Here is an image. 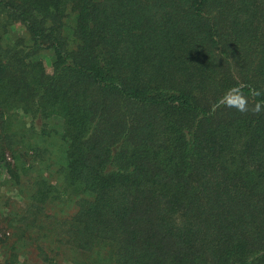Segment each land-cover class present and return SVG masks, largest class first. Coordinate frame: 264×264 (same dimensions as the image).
<instances>
[{
	"label": "trees",
	"instance_id": "1",
	"mask_svg": "<svg viewBox=\"0 0 264 264\" xmlns=\"http://www.w3.org/2000/svg\"><path fill=\"white\" fill-rule=\"evenodd\" d=\"M0 165L9 262L264 264V0H0Z\"/></svg>",
	"mask_w": 264,
	"mask_h": 264
},
{
	"label": "rangeland",
	"instance_id": "2",
	"mask_svg": "<svg viewBox=\"0 0 264 264\" xmlns=\"http://www.w3.org/2000/svg\"><path fill=\"white\" fill-rule=\"evenodd\" d=\"M21 28L20 26L18 29ZM22 29V28H21ZM47 55L45 54V58L48 60ZM20 119H25L26 121L29 119L24 115H20ZM17 124L21 127L20 122L17 121ZM21 124V125H20ZM24 129L27 127L22 125ZM21 127V129H22ZM20 129V130H21ZM22 138L25 142L29 140V133L26 131L25 134H22ZM40 146L45 147L47 151L38 150L39 155L36 157L34 166L29 170V175H35L40 168H44L43 173L48 176L53 181H59V174L55 172L58 165L62 161L60 159L62 153V140L59 139V135L51 131L50 135L45 136L44 139L38 141ZM20 143V142H19ZM25 147L24 149H26ZM6 159L8 161H12L13 158L10 155V152L7 151ZM41 157H43V161H41ZM41 171V170H40ZM4 177H6L5 167L0 165V264H49L41 257H38L35 253L36 250L31 242H27L25 247L16 249V253L18 254L16 259L13 262H9L8 253H9V244L10 242L5 241V239L10 240V234L12 227H10V223H8V217H11L10 212L14 211L21 205L23 198L19 193L18 186L10 183L3 182ZM24 180V178L22 179ZM54 208H57L58 213H71L74 210L73 202L69 199L65 203L56 202ZM13 225V224H12ZM13 238H11L12 240ZM54 264H67V260L62 258L60 255L56 257ZM53 264V263H51Z\"/></svg>",
	"mask_w": 264,
	"mask_h": 264
}]
</instances>
